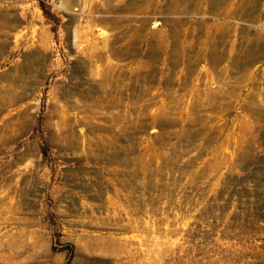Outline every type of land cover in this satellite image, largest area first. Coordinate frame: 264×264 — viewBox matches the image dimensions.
<instances>
[{
    "label": "rangeland",
    "instance_id": "obj_1",
    "mask_svg": "<svg viewBox=\"0 0 264 264\" xmlns=\"http://www.w3.org/2000/svg\"><path fill=\"white\" fill-rule=\"evenodd\" d=\"M137 1L0 0V264H264V0Z\"/></svg>",
    "mask_w": 264,
    "mask_h": 264
},
{
    "label": "bare ground",
    "instance_id": "obj_2",
    "mask_svg": "<svg viewBox=\"0 0 264 264\" xmlns=\"http://www.w3.org/2000/svg\"><path fill=\"white\" fill-rule=\"evenodd\" d=\"M144 1L147 2L146 0H141V2H144ZM212 4H213V3H212ZM136 5H139V0L137 1ZM213 5H214V4H213ZM213 5H211V7H213ZM122 6H123V7H122ZM122 6H121L120 8L125 9L126 7H128V3H124V5H122ZM115 8H116V7H115ZM128 8H129V7H128ZM172 10H173V9H172ZM226 15H227V14H226ZM102 20H103V19H102ZM97 21H98V20H97ZM100 21H101V20H100ZM113 21H114V20H113ZM102 22H103V21H102ZM211 28H213V29H219V28H222V27H220V26H218V25H211ZM223 28H226V29H227L228 27L224 26ZM213 29H212V30H213ZM137 31H138V29H137ZM137 31H136V32H137ZM225 31H227V30H225ZM213 32H214V31H213ZM222 32H223V31H222ZM218 33H219V31H218ZM220 33H221V32H220ZM214 40H215V39H214ZM214 40H212L213 43H214ZM255 40H256V43H257V44H259L261 47H264V31L257 33V36H255ZM128 41H129V40H128ZM218 41H219V40H218ZM127 43H128V42H127ZM107 44H108V43H107ZM128 44H129V43H128ZM164 45H166V44H164ZM127 46H128V45H127ZM164 47H165V46H164ZM98 48H99V47H98ZM94 49H95V48H94ZM95 50H96V49H95ZM154 50H155V49H154ZM99 51H100V50H99ZM113 51H114V50H112V52H113ZM115 51H116V50H115ZM115 51H114V53H116ZM158 51H159V50H158ZM160 51H161V50H160ZM160 51H159V52H160ZM112 52H111V53H112ZM151 52H152V51H151ZM151 52H148V53H151ZM154 52H155V51H154ZM159 52H158V53H159ZM96 53H97V52H96ZM100 53H101V51H100ZM111 53H110V54H111ZM114 53H112V54H114ZM148 53H147V55H148ZM263 53H264V49H263ZM98 54H99V53H98ZM116 54H117V53H116ZM153 54H154V53H153ZM160 54H161V53H160ZM160 54H158V55H160ZM212 54H213V53H212ZM100 55H101V54H100ZM114 55H115V54H114ZM149 55H150V54H149ZM151 55H152V53H151ZM151 55H150V56H151ZM214 55H215V54H214ZM98 56H99V55H98ZM103 56H104L103 59L105 60V55H103ZM107 56H108V55H107ZM111 56H112V55H111ZM115 56H117V55H115ZM154 56H155L154 58H156V55H154ZM216 56H217V55H216ZM108 57H109V56H108ZM152 57H153V56H152ZM94 58H95V56H94ZM101 58H102V57H101ZM101 58H100V59H101ZM149 58H150V57H149ZM100 59H99V60H100ZM151 59H152V58H151ZM157 59H158V57H157ZM157 59H156V60H157ZM101 60H102V59H101ZM210 60H211V58H210ZM215 60H216V57H215ZM102 61H103V60H102ZM149 61H151V60H149ZM152 61H153V60H152ZM103 62H105V61H103ZM106 62H107V61H106ZM115 62H116V61H115ZM119 63H120V62H119ZM119 63H118V64H119ZM137 63H138V62H137ZM145 63H146V62H145ZM147 63H149V62H147ZM101 64H102V63H101ZM105 64H106V63H105ZM115 64H116V63H115ZM135 64H136V63H135ZM154 64H155V62H154ZM99 65H100V64H99ZM99 65H98V66H99ZM103 65H104V64H103ZM103 65H101V67H102ZM125 65H127V64L125 63ZM125 65H124V66H125ZM139 65H140V63H139ZM141 65H143V64H141ZM149 65H151V63H150ZM115 66H116V65H115ZM121 66H122V65H121ZM130 66H131V65H129V67H130ZM151 66H152V65H151ZM109 67H112V65H108V68H109ZM139 67H140V66H139ZM149 67H150V66H149ZM154 67H155V65H154ZM93 68H94V67H93ZM93 68H92V69H93ZM95 68H96V67H95ZM120 68H121V67H120ZM120 68H119V69H120ZM122 68H124V67H122ZM133 68H134V67H133ZM146 68H147V67H146ZM150 68H151V67H150ZM92 69H91V70H92ZM119 69H117V70H119ZM144 69H145V68H144ZM155 69H156V68H154V70H155ZM96 70H97V69H96ZM110 70H111V69H110ZM117 70H116V71H117ZM128 70H130V69H128ZM132 70H133V69H131L130 71H132ZM140 70H141V69H140ZM94 71H95V70H94ZM94 71H92V72H94ZM100 71H101V70H100ZM105 71H106V70H105ZM105 71H104V72H105ZM108 71H109V70H108ZM142 71H143V70H142ZM151 71H152V69L149 70L150 75H149L148 77H149V80H152V82L154 83L155 81H154L153 77L151 76ZM92 72H91V73H92ZM95 72H96V71H95ZM119 72H120V71H119ZM125 72H126V71H125ZM133 72H134V71H133ZM98 73H99V71H98ZM105 73H106V72H105ZM108 73H111V71L108 72ZM116 73H117V72H116ZM116 73L114 74L115 76H116ZM121 73L123 74V72H121ZM121 73H120V74H121ZM128 73H129V72H128ZM154 73H155V72H154ZM125 74H127V72H126ZM130 74H131V73H130ZM136 74H137V73H136ZM142 74H144V72H143ZM155 74H156V73H155ZM92 75H93V74H92ZM107 75H108V74H107ZM107 75H106V76H107ZM139 75H140V73H139ZM147 75H148V74H147ZM152 75H153V73H152ZM156 75H158V74H156ZM103 76H104V75H103ZM118 76H119V74H118ZM125 76H126V75H125ZM129 76H130V75H129ZM141 76H143V75H141ZM141 76H140V77H141ZM96 77H97V76H96ZM122 77H123V76H122ZM143 77H144V76H143ZM148 77H145V78H148ZM154 77H155V76H154ZM156 77H157V76H156ZM103 78H104V77H103ZM112 78H113V77H112ZM116 78H118V77H116ZM119 78H121V77H119ZM123 78H124V77H123ZM123 78H122V79H123ZM125 78H126V77H125ZM104 79H106V81L108 80V82H109V80H110V76H107V77L104 78ZM113 79H115V78H113ZM122 79H121L120 83H119V82H118V83H119L120 85H123V86H121V87H124V84H121V82H122L123 80H126V79H123V80H122ZM135 79H136V78H135ZM135 79H133V80H135ZM158 79H159V78H158ZM117 80H118V79H117ZM129 80H130V79H129ZM100 81H101V80H100ZM102 81H103V80H102ZM104 81H105V80H104ZM113 81H114V80H113ZM95 82H96V81H95ZM123 82H124V81H123ZM126 82H127V81H126ZM131 82H132V81H131ZM152 82H151V84H152ZM168 82H169V81H168ZM106 83H107V82H106ZM111 83L113 84V82H111ZM111 83H110V84H111ZM155 83H156V82H155ZM104 84H105V83H104ZM112 84H111V85H112ZM125 84H126V83H125ZM151 84H150V85H151ZM156 84H157V83H156ZM108 85H109V84H108ZM120 85H119V87H120ZM129 85H130V82H129ZM152 85H153V84H152ZM154 85H155V84H154ZM105 86H106V84H105ZM105 86H104V87H105ZM112 86L114 87V84H113ZM127 86H128V85H127ZM130 86H132V84H131ZM108 87H109V86H108ZM119 87H118V88H119ZM151 87H152V86H151ZM154 87H155V86H154ZM109 88H110V87H109ZM155 88H156V87H155ZM103 89H104V88H103ZM105 89H106V88H105ZM141 89H142V88H141ZM153 89H154V88H153ZM117 90H119V89H116V91H117ZM143 90L145 91V88H143ZM147 90H148V87H147ZM108 91H109V90H108ZM121 91H122V90H121ZM148 91H149V90H148ZM150 91H151V90H150ZM110 92H112V89H111ZM119 92H120V91H119ZM141 92H142V90H141ZM141 92H140V93H141ZM152 92H154V90H153ZM155 92H156V91H155ZM103 93H105L104 90H103ZM156 93H157V92H156ZM107 94H108V92H107ZM110 94H112V93H110ZM129 94H130V93H129ZM141 94H142V93H141ZM141 94H140V95H141ZM146 94L149 95V92L146 93ZM150 94H151V93H150ZM117 95H118V94H117ZM120 95H121V94H120ZM124 95H125V94H124ZM124 95H123V96H124ZM130 95H132V94H130ZM153 95H154V93L152 94V97H155V96H153ZM114 96H116V95H114ZM118 96H119V95H118ZM125 96H126V95H125ZM135 96H136V95H135ZM138 96H139V95H138ZM158 96H159V95H158ZM112 97H113V96H112ZM131 97H133V96H131ZM144 97H145V96H144ZM140 98H141V96H140ZM155 98H156V97H155ZM110 99H111V98H110ZM122 99H124V97H123ZM152 99H153V98H152ZM107 100H108V99H107ZM124 100H125V99H124ZM126 100H127V99H126ZM130 100H131V99H130ZM142 100H144V99H142ZM142 100H141V101H142ZM146 100H147V99H145V101H146ZM149 100H150V99H149ZM149 100H148V101H149ZM133 101H135V100H133ZM154 101H155V99H154ZM137 102H140V101L137 100ZM151 102H152V101H151ZM110 103H111V102H110ZM126 103H127V102H126ZM152 103H154V102H152ZM152 103H151V104H152ZM156 103H157V102H156ZM123 104H124V103H123ZM131 104H133V103L131 102ZM147 104H148V103H147ZM147 104H146V105H147ZM158 104H159V102H158ZM142 105H143V104H142ZM148 105H149V104H148ZM153 105H154V104H152V106H153ZM129 106L131 107L130 104H129ZM150 106H151V105H149L148 107L150 108ZM156 106H157V105H156ZM145 107H147V106H145ZM148 107H147V108H148ZM154 107H155V106H154ZM154 107H153V108H154ZM68 108H69V107H68ZM131 108H133V107H131ZM136 108H137V107H136ZM155 108H156V107H155ZM113 109H114V108H113ZM115 109H116V108H115ZM115 109H114V110H115ZM133 109H134V108H133ZM145 109H146V108H145ZM111 110H112V109H111ZM123 110H124V109H123ZM131 110H132V109H131ZM149 110H151V109H149ZM164 110L166 111V109H164ZM63 111H64V110H63ZM117 111H118V110H117ZM126 111H127V110H126ZM143 111H144V110H143ZM154 111H155V110H154ZM78 112H79V111H78ZM134 112H135V111H134ZM134 112H133V113H134ZM152 112H153V109H152ZM156 112H157V111H155V113H156ZM161 112H162V111H161ZM169 112H170V113H169ZM169 112H168V113L170 114L169 116H171V111H169ZM71 113H72V112H71ZM113 113H114V112H113ZM146 113H147V112H146ZM153 113H154V112H153ZM159 113H160V112H159ZM168 113H165V114H168ZM62 114H65V113L62 112ZM109 114H110V113H109ZM150 114H151V113H150ZM150 114H148V115L146 114V115L149 116ZM156 114H157V113H156ZM163 114H164V111H163ZM71 115H72V114H71ZM112 115H113V114H112ZM141 115H142V113H141ZM60 116H61V115H60ZM69 116H70V115H69ZM113 116H114V115H113ZM130 116H131V115H130ZM130 116H129V117H130ZM153 116H154V115H153ZM153 116H152V117H153ZM159 116H160V115H159ZM159 116H158V117H159ZM161 116H162V114H161ZM163 116H164V115H163ZM165 116H166V115H165ZM169 116H168V118L170 119L171 117H169ZM122 117H123V115H122ZM133 117H134V116H133ZM142 117H143V116H141V119H143ZM156 117H157V116H156ZM111 118H112V117H111ZM114 118H115V117H114ZM147 118H148V117H147ZM147 118H146V119H147ZM162 118H163V117H162ZM165 118H167V117H165ZM67 119H68V117H67ZM67 119H66V120H67ZM81 119H82V117H81ZM150 119H151V118H150ZM159 119H160V117H159ZM169 119H168V121H170ZM64 120H65V119H64ZM162 120H163V119H162ZM73 121H74V120H73ZM80 121H81V120H80ZM110 121H111V119H110ZM131 121H132V120H131ZM138 121H139V120H138ZM145 121H146V120H145ZM145 121H144V122H145ZM149 121H150V120H149ZM149 121H148V122H149ZM152 121H153V120H152ZM160 121H161V120L156 119V122L160 123ZM163 121H164V120H163ZM166 121H167V120H166ZM78 122H79V121H78ZM82 122H83V121H82ZM120 122H121V121H119V123H120ZM58 123H59V122H58ZM128 123H129V122H128ZM128 123H127V124H128ZM162 123H163V122H162ZM69 124H70V123H69ZM75 124H76V123H74V126H75ZM79 124H80V122H79ZM110 124H111V123H110ZM114 124H115V123H114ZM120 124H121V123H120ZM139 124H140V123H139ZM150 124H152V122H151ZM163 124H164V123H163ZM166 124H167V123H166ZM170 124H171V123H170ZM172 124H173V123H172ZM172 124H171V125H172ZM115 125L117 126L118 124H115ZM135 125H136V124H135ZM65 126H66V125H65ZM65 126H64V127H65ZM67 126H68V125H67ZM74 126H72V127H74ZM95 126H96V125H95ZM116 126H113V125H112V127H116ZM146 126H147V125H146ZM75 127H76V126H75ZM75 127H74V129H75ZM135 127H137V125H136ZM135 127H134V129H135ZM142 127H143V126H142ZM142 127H141V128H142ZM65 128H66V127H65ZM147 128H148V126L146 127V129H147ZM122 129H124V127H123ZM136 129H137V128H136ZM136 129H135V131H136ZM144 129H145V128H144ZM2 130H3V131H6V130H4V129H1V130H0V141H4V140H6L7 137L9 136V134H10V133H8V132H3L4 134H1ZM72 130H73V129H72ZM141 130H142V129H141ZM74 131H75V130H74ZM124 131H125V130H124ZM143 131H144V130H143ZM60 132H61V131H60ZM133 132H134V130H133ZM137 132H139V131H137ZM74 133H75V132H74ZM127 133H129V132H127ZM134 133H135V132H134ZM66 134H67V132H66ZM122 134H124V133H122ZM129 134H130V133H129ZM127 135H128V134H127ZM71 137H73V136H71ZM77 137H78V135H77ZM8 138H9V137H8ZM73 138H75V137H73ZM157 138H159V137H157ZM59 139H60V138H59ZM70 139H71V138H70ZM79 140H80V138H79ZM81 140H82V139H81ZM154 140H156V139H154ZM71 141H73V140H71ZM156 142H157V141H156ZM61 143H63V142H61ZM64 143H65V142H64ZM64 143H63V144H64ZM78 143H79V142H78ZM112 144H113V141H112ZM112 144H111V145H112ZM155 144H156V143H155ZM73 146H74V145H73ZM75 147H76V146H75ZM112 147H115V146H112ZM147 147H148V145H147ZM150 147H151V146H150ZM113 149H114V148H113ZM118 149H119V148H118ZM143 154H144V153H143ZM22 155H23V154H22ZM23 157H24V156H23Z\"/></svg>",
    "mask_w": 264,
    "mask_h": 264
}]
</instances>
